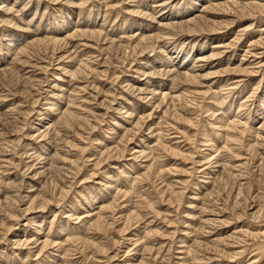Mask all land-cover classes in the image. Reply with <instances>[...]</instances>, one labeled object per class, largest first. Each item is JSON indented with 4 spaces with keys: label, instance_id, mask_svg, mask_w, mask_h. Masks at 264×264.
<instances>
[{
    "label": "rangeland",
    "instance_id": "rangeland-1",
    "mask_svg": "<svg viewBox=\"0 0 264 264\" xmlns=\"http://www.w3.org/2000/svg\"><path fill=\"white\" fill-rule=\"evenodd\" d=\"M190 1L0 0V264H264V0Z\"/></svg>",
    "mask_w": 264,
    "mask_h": 264
},
{
    "label": "bare ground",
    "instance_id": "bare-ground-1",
    "mask_svg": "<svg viewBox=\"0 0 264 264\" xmlns=\"http://www.w3.org/2000/svg\"><path fill=\"white\" fill-rule=\"evenodd\" d=\"M79 1H80V0H79ZM193 1H196V0H191V1L189 2V4H187V6H186V10H189V9L191 10L193 7H195V3H196V2L194 3ZM151 2H152V1H151ZM236 2H238V1H236ZM162 4H163V3H162ZM162 4H161V5H162ZM142 5H143V4H142ZM158 5H159V4H158ZM227 5H228V4H227ZM243 5H244V4H242V6H243ZM259 5H260V4H259ZM219 6H220V5H219ZM221 6H222V5H221ZM245 6H246V7H249V6H250V7H254L255 4L247 3V5H245ZM256 6H257V5H256ZM142 11H143V10H142ZM142 11H141V12H142ZM259 11L264 12V5L260 7V10H259ZM176 12H177V11H176ZM139 13H140V12H139ZM143 14H144V12H143ZM147 14H148V13L145 12V15H144V16H146ZM149 14H151V13H149ZM150 16H151V15H149V17H150ZM162 16H164V15H162ZM168 16L171 17V16H174V15H170V14H169ZM175 17H176V16H175ZM162 18H163V17H162ZM32 19H33V18H32ZM164 19H165V18H164ZM168 19H169V18H168ZM153 20H154V19H153ZM193 21H195V20H193ZM197 21H198V20H196V23H195V24H197ZM134 22L137 23L138 20H135ZM158 22H159V21H158ZM161 22H162V21H161ZM27 23H28V22H27ZM171 23H172V24H169V23H168L167 25H168L169 27H170V25H171V27H172V26L175 25V24H176V25H177V24H180L179 26H181V23H180V22L177 23V21L175 22V24H174L173 22H171ZM30 24H31V23H30ZM163 24L165 25V23H163ZM200 24H201V23H200ZM25 25H27V24H25ZM187 25H188V24H186V26H187ZM27 26H29V25H27ZM148 26H149V25H148ZM148 26H147V27H148ZM151 26H152V25H151ZM160 26H161V24H160ZM165 26H166V25H165ZM189 26H190V25H188V28H187V31H188V32H197V30H196V26H194V27H192V26L189 27ZM204 26H205V25H204ZM173 27H174V26H173ZM173 27H172V28H173ZM201 27H202V26H201ZM207 27H208V26H207ZM149 28H150V27H149ZM153 28H154V27H153ZM160 28H161V27H160ZM160 28H159V29H160ZM24 29H25V28H24ZM29 29H30V28H29ZM61 29H62V27H61ZM163 29H164V28H163ZM163 29L160 30V31H164ZM198 29H199V28H198ZM205 29H206V28H205ZM208 29H209V27H208ZM85 30H86V31H85V35H86L87 32L89 33V32L92 31L91 34L93 33V30H91V29H85ZM156 30H157V29H156ZM169 30H171V29H169ZM210 30H211V29H210ZM166 31H167V30H166ZM97 32H98V31H97ZM161 33L163 34V32H161ZM161 33H159V34H161ZM91 34H89V35H91ZM93 34H95V33H93ZM164 34H165V33H164ZM9 35H10V34H9ZM9 35H7V37L11 38V36H9ZM156 35H157V34H156ZM156 35H155V36H156ZM170 35H171V34H170ZM100 36H101V35H100ZM100 36H99V37H100ZM148 36H149V35H148ZM150 36H151V35H150ZM155 36H153V39L155 38ZM91 37H92V35H91ZM160 37H161V36H160ZM162 37H163V36H162ZM157 38H158V37H157ZM53 39H54V38H53ZM140 39L143 40V38H140ZM8 40H9V39H8ZM144 40H146V39H144ZM147 40H148V39H147ZM156 40H157V39H156ZM37 41H38V40H37ZM54 41H57V40H54ZM138 41H139V40H138ZM11 42H13V39H12V40L10 39V44H11ZM52 42H53V41H52ZM140 42H141V41H140ZM54 43H55V42H54ZM144 43H145V41H144ZM146 43H147V42H146ZM146 43H145V46H146ZM183 43H184V42H183ZM140 44H141V43H140ZM136 45H137V44H136ZM147 45H148V44H147ZM155 45H156V44H155ZM199 45H200V44H199ZM129 46H130V45H129ZM148 46H149V45H148ZM65 47H66V46H65ZM122 48H123V47H122ZM142 48H143V47H142ZM191 49H193V48H190V49L188 50V53H187L186 55L190 54V51H192ZM160 50H161V49H160ZM162 51H163V50H162ZM164 51H165V50H164ZM164 51H163V52H164ZM158 52H159V51H158ZM166 52H167V51H166ZM180 52H181V51H180ZM161 53H162V52H161ZM164 53H165V52H164ZM178 53H179V52H178ZM220 53H221V52H220ZM222 53H223V52H222ZM212 54H213V53H212ZM212 54H211V55H212ZM215 54H216V53H215ZM159 55H160V54H159ZM159 55H158V53H157L155 56L153 55V57H155L156 60L159 61V57H160ZM166 55H167V54H166ZM178 55H179V54H178ZM211 55H210V56H211ZM195 56H196V55H195ZM161 57H162V56H161ZM211 57H212V56H211ZM155 58H154V59H155ZM167 58H168V57H167ZM156 60H155V61L153 60V61H154L153 64H152L151 60L144 61L145 63L143 62L144 64H146L147 69L150 70V72L152 71V72H151L152 75H153L154 73H161L160 71L162 70L161 68H159V71H158V69L154 68L153 65L155 64ZM160 60H161V62H162V59H160ZM163 60H164V59H163ZM185 60H186V56L183 58V61H185ZM183 61H181V64H182ZM197 61H198V59L196 60V62H197ZM161 62H160V63H161ZM167 62H168V61H167ZM105 64H106V63H105ZM151 64H152V65H151ZM177 64H178V62H177ZM191 65H192V64H191ZM197 65H199V63H198ZM141 66H142V65H141ZM141 66H140V67H141ZM143 66H144V65H143ZM168 66H169V65H168ZM161 67H162V66H161ZM163 67H166V65L163 66ZM192 67L194 68L193 65H192ZM192 67H191V68H192ZM197 67H198V66H197ZM168 68H169V67H168ZM168 68H167V70H164V69H163L162 71H165V72H164L165 76H166V77H167V76H170V77L172 78V79L170 78L171 80H177L178 78L181 80V79H183V77L187 76V74H188L187 71H186L187 74L184 73L185 71H184V72H181V71L178 69V66L176 67L177 70H178V71L176 70V72L174 71L175 69H174V70H172V69L169 70ZM193 68H192V69H193ZM136 69H137V68H136ZM160 69H161V70H160ZM221 69H222V68H221ZM141 70H142V69H140V71H141ZM217 70H218V69H217ZM238 70H239V69H238ZM146 71H147V70H146ZM170 71H172V72H170ZM231 71H233V70H231ZM240 71H241V68H240ZM137 72H139V71H137ZM143 72H144V71H143ZM147 72H148V71H147ZM194 72H195V71H194ZM72 73H73V72H72ZM140 73H141V72H140ZM144 73H145V72H144ZM144 73H143V74H144ZM148 73H149V72H148ZM146 74H147V73H146ZM210 74L213 75V73H211V72H210ZM149 75H150V73H149ZM160 75L163 76L162 74H160ZM161 76H160V77H161ZM165 76H164V77H165ZM203 76H206V78H207V76H209V74H206V75H205V74H203V75H199L198 72H197V74L192 73V75L189 76V77H192V81H194V80L197 81V80H200L201 77H203ZM160 77H159V78H160ZM189 77H188V79H189ZM193 79H194V80H193ZM202 79H203V78H202ZM160 80H161V79H160ZM184 80H185V78H184ZM148 82H149V81H148ZM161 82H162V81H161ZM161 82H160V83H161ZM171 82H172V81H171ZM217 82H218V81H217ZM144 83H145V82H144ZM165 83H166V82H165ZM165 83H164V84H165ZM171 84H174V83H171ZM166 85H167V84H166ZM156 87H157V85H156ZM160 87H161V86H160ZM173 87H174V86H173ZM137 88H139V87H137ZM148 89H149V88H148ZM141 90H142V89H141ZM139 91H140V89H139ZM142 91H143V90H142ZM142 91H141V92H142ZM148 91H149V90H148ZM150 91H151V90H150ZM153 91H154V90H153ZM61 92H62V91H61ZM158 92H159V91H157V93H158ZM142 93H143V92H142ZM58 94H59V93H58ZM166 94H167V93H166ZM64 95H65V94H64ZM162 95H163V94H162ZM217 95H218V94H217ZM56 96H57V95H56ZM60 96H61V94H60ZM165 96H166V95H165ZM165 96L163 95V101L165 100V98H167V97H165ZM167 96H168V94H167ZM144 97H145V96H144ZM168 97H169V96H168ZM213 97H214V95H213ZM211 98H212V97H211ZM214 98H215V97H214ZM144 99H145V98H144ZM225 99H226V97H223L222 99H218V100H217V101H219L218 104H222V105H223V104L225 103ZM52 103H53V102H52ZM261 103H262V105H263V107H264V99H263V98H262V102H261ZM53 104H56V103H53ZM51 105H52V104H51ZM51 105H50V106H51ZM57 105H58V103H57ZM57 105H53V106L58 108V106H60V105H58V106H57ZM69 105H70V104H69ZM262 105H261V106H262ZM241 106H242V105H241ZM54 107H52V109H56V108H54ZM60 107H61V106H60ZM59 109L61 110V108H59ZM49 110H50V109H49ZM56 110H57V109H56ZM258 110H262V108H261V109L259 108ZM126 112H127V111H126ZM129 113H130V112H129ZM62 116H63V117H61V118H63L67 124H70V122H73V120L77 119L78 117L80 118V116L77 117V113H76V111H71V109H69V106H68V108H65V109L63 110V112H62ZM81 118H82V117H81ZM82 119H83V118H82ZM82 119H80V120H82ZM85 119L88 120L87 118H85ZM83 120H84V119H83ZM83 120H82V121H83ZM86 120H84V121H86ZM187 120H188V119H187ZM190 120H191V119H190ZM247 120H248V119H247ZM240 122H241V121H240ZM245 122H246V121H245ZM137 123H138V122H137ZM222 125H224V124H222ZM244 125H246V124H244ZM247 125H248V124H247ZM250 127H251V126H250ZM247 128H248V127H247ZM251 128H252V127H251ZM229 140H230V139H229ZM211 141H212V139H211ZM207 142H208V141H207ZM208 143H209V142H208ZM164 147H165V146H164ZM170 147H171V146H170ZM165 148L167 149V147H165ZM169 150H171L174 154L177 153V151L173 150L172 148H170ZM210 155H211V154H210ZM61 168H62V167H61ZM61 168H60V169H61ZM60 173H61V172H60ZM42 174H43V172H42ZM105 175H106V173H105ZM107 175H108V174H107ZM106 177H108V176H106ZM106 184H107V183H106ZM94 197H95V196H92V198H94ZM16 198H17V197H16ZM36 198H37V197H36ZM36 198L33 199V203H34V201H35ZM7 200H8L9 203H13V201H14V195L9 196V197L7 198ZM31 200H32V199H31ZM41 203H43V204H42V208H43V207H46V204L48 203V200L43 199V200L41 201ZM41 203H40V204H41ZM31 204H32V203H31ZM112 206H113V205H112ZM32 207H33V206H32ZM40 207H41V205H40ZM30 208H31V205H30V207L28 208V210H30ZM31 209H32V208H31ZM75 212H76V211H75ZM131 215H132V214H131ZM133 219H134V217H133ZM104 220H105V219H103V217H102L101 215L98 214V216H97V220H95V221H96V229H103V223H104L103 221H104ZM130 221H131V220L129 219L128 222H130ZM94 223H95V222H94ZM62 229L64 230L65 228L63 227ZM105 229H106V228H105ZM262 233H263V235H264V231H263ZM262 233H261V234H262ZM231 234H232V233H231ZM261 245H262V244H261ZM230 249H231V248H230ZM261 250H262V253H263V255H264V241H263V245L261 246ZM188 252H189V251H188ZM129 253H130V252H129ZM233 253H234V252H233ZM52 254H53V253H52ZM263 255H262V256H263ZM47 257H48V260L46 261V264H47L48 262L52 261L53 258L56 257V256H55L54 254H53V255L50 254V255H48ZM262 258H263V257H262ZM43 264H44V263H43Z\"/></svg>",
    "mask_w": 264,
    "mask_h": 264
}]
</instances>
